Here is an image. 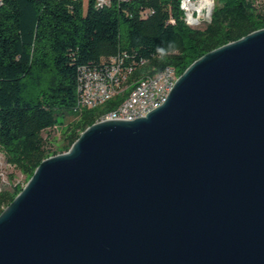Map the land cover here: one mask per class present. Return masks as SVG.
<instances>
[{"label": "water", "instance_id": "1", "mask_svg": "<svg viewBox=\"0 0 264 264\" xmlns=\"http://www.w3.org/2000/svg\"><path fill=\"white\" fill-rule=\"evenodd\" d=\"M0 264H264V29L42 161L0 214Z\"/></svg>", "mask_w": 264, "mask_h": 264}, {"label": "trees", "instance_id": "2", "mask_svg": "<svg viewBox=\"0 0 264 264\" xmlns=\"http://www.w3.org/2000/svg\"><path fill=\"white\" fill-rule=\"evenodd\" d=\"M109 1L98 7L96 0L85 6L84 0H0V153L26 183L141 78L167 67L180 76L205 54L264 29L257 0H214L210 20L197 27L185 22L180 0ZM120 61L124 93L74 111L81 73ZM56 127L61 139L51 147L43 134ZM24 186L0 190V214Z\"/></svg>", "mask_w": 264, "mask_h": 264}, {"label": "built area", "instance_id": "3", "mask_svg": "<svg viewBox=\"0 0 264 264\" xmlns=\"http://www.w3.org/2000/svg\"><path fill=\"white\" fill-rule=\"evenodd\" d=\"M106 0H96V5L102 7L108 4ZM214 6V0H180V9L184 12L185 22L190 27H197L202 23L199 16L200 7L210 9V15ZM122 62L106 67L102 71H83L79 78L78 98L74 111H79L93 100H99L109 95V89L117 81L118 75L123 71ZM179 76L175 70L168 67V72L163 78H151V82L144 84L141 90L136 92L132 99L124 100V106L119 111V117L115 119L135 120L146 116V109H156L161 97H168L170 90Z\"/></svg>", "mask_w": 264, "mask_h": 264}, {"label": "bare ground", "instance_id": "4", "mask_svg": "<svg viewBox=\"0 0 264 264\" xmlns=\"http://www.w3.org/2000/svg\"><path fill=\"white\" fill-rule=\"evenodd\" d=\"M106 2H110V1L106 0ZM203 13L206 14L205 18H202ZM199 16H201L202 22H208L210 20V17H211L210 9H208L207 7H200ZM165 72H168V67L163 69L159 73H156L154 75L147 76V77L145 76V77L141 78L140 80H138L137 83L134 85L133 89H131V91H129L128 94H124L125 96L123 97V100L118 104V106L115 109L106 112L100 118V120L98 122L118 118L119 117V111H121L122 107L124 106V100L132 99L133 96H135L136 92H138L139 90L142 89V87H144V84H148L151 82V78H163V74H165ZM121 76H122V73L120 75H118L117 81H115V84L112 85L111 89H109V95L103 96V98H100L99 100L91 101L90 104L85 105V107L82 108L81 110L99 107V106L103 105L104 103L114 99L116 96L123 94L125 89H127V87L126 88L121 87V84H120V77ZM178 78H176L175 83L178 80ZM166 98L167 97H161L160 103H158V107L161 106L165 102ZM81 110H79V111H81ZM152 110H154V109H146V114H148Z\"/></svg>", "mask_w": 264, "mask_h": 264}, {"label": "rangeland", "instance_id": "5", "mask_svg": "<svg viewBox=\"0 0 264 264\" xmlns=\"http://www.w3.org/2000/svg\"><path fill=\"white\" fill-rule=\"evenodd\" d=\"M259 4H261L264 8V0H257ZM87 0H84V6L86 5ZM205 13H203L202 18H205ZM203 23V22H202ZM203 25V24H202ZM64 124H68L72 118L66 116L64 119ZM60 128L56 127L52 130H47L43 136L47 139V141L51 144V147H54L53 144L57 145L61 139ZM12 176V178H10ZM20 184L22 186L26 185V177L21 174L19 171L14 170L9 167L0 153V190L9 188L10 185Z\"/></svg>", "mask_w": 264, "mask_h": 264}]
</instances>
